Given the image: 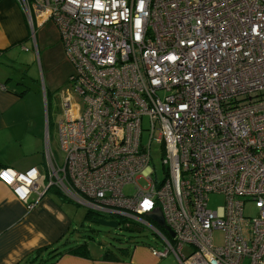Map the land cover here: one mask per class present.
Here are the masks:
<instances>
[{"label":"built area","instance_id":"obj_1","mask_svg":"<svg viewBox=\"0 0 264 264\" xmlns=\"http://www.w3.org/2000/svg\"><path fill=\"white\" fill-rule=\"evenodd\" d=\"M16 1L30 22L56 25L73 71L58 123L64 161L46 143L43 167H0L13 195L30 209L54 188L136 219L161 239L151 253L178 264H264V0ZM211 195L223 204L208 208Z\"/></svg>","mask_w":264,"mask_h":264},{"label":"crops","instance_id":"obj_2","mask_svg":"<svg viewBox=\"0 0 264 264\" xmlns=\"http://www.w3.org/2000/svg\"><path fill=\"white\" fill-rule=\"evenodd\" d=\"M31 20L16 0H0V167L20 172L43 167L45 144L50 147L40 104L42 99L45 103L49 93L47 86L55 83L44 82L40 95V79L33 78L32 73L37 74V66L40 74L43 62L51 69L54 63L63 65L66 59L59 39L45 31L48 21L40 25L32 14ZM52 58L55 60L51 62ZM71 69L68 64L66 76ZM49 193L29 209L0 181V264H34V260L27 259L30 253L55 247L70 232L71 209ZM162 246L141 243L133 246L129 254L116 253L109 259L103 252L91 253L87 248L82 255L65 253L53 264H178L172 255L159 258L151 253V248L160 250ZM40 257L45 258L46 253Z\"/></svg>","mask_w":264,"mask_h":264},{"label":"rangeland","instance_id":"obj_3","mask_svg":"<svg viewBox=\"0 0 264 264\" xmlns=\"http://www.w3.org/2000/svg\"><path fill=\"white\" fill-rule=\"evenodd\" d=\"M45 25V31L50 33L48 35H50L51 38L52 36L57 37L61 43L59 30L56 25L52 21H48V23ZM53 59L55 60V58L50 59L51 62ZM68 64L71 65V70L73 71L72 63L66 56V59L63 63L64 66L61 64L56 65L54 63V66H52L51 69H47L45 62H43V65H40V74L37 66V74L32 73L34 76L33 78L36 80L40 79V95H43L42 86L44 85V82L52 80L53 83H55L52 84L53 87L47 86L49 93L46 95L45 103L42 99L40 110H43L42 112L45 113L46 134L48 136L50 148L52 149L57 161L60 164H62L64 161L65 153L60 147L58 123L62 118L63 111V105L61 102L62 92L70 87L68 81L69 74L67 76L65 74ZM31 66L32 63L30 61L28 67L31 68ZM35 82L37 83V81ZM29 83L33 84V82H30V80ZM42 150V146H40V161H43ZM150 150L152 157L151 164L154 165L157 177L159 180H161L163 177L162 146L156 141H153ZM123 192L127 194L133 193V185H126L123 188ZM49 194L60 200H57L58 202L71 209L73 220L70 232L66 235V237H64V239L55 245V248L57 247L59 250H63L84 241L91 253L104 252V250L107 249L114 252L118 247L132 249L134 245L141 243L153 245L155 247H160L162 245L161 239L158 237V235L153 232L151 228L136 219H124L115 216L114 221L117 222L116 227L103 226L91 220L90 217L87 216V205L82 204L61 192L58 194L51 190ZM223 201L224 199L221 195H211L208 202V208L215 209L217 206L222 205ZM244 214L249 217H254L257 214V210L252 202H247L245 204ZM106 217L108 218V216ZM161 230L165 233L163 229ZM66 240H70V242L66 243ZM213 240L215 245H220L223 241L222 231L215 230L213 232ZM184 251H188L187 246L184 247Z\"/></svg>","mask_w":264,"mask_h":264},{"label":"trees","instance_id":"obj_4","mask_svg":"<svg viewBox=\"0 0 264 264\" xmlns=\"http://www.w3.org/2000/svg\"><path fill=\"white\" fill-rule=\"evenodd\" d=\"M51 190H53L54 192H56V193L59 194V191L58 190H56L54 188H51L50 191ZM87 216L90 217V219L93 220V221H95V222L100 217H103L105 219H112V220L115 219V216H112V217L110 216V217L107 218L104 215L99 214V213H96V212H93L91 210H88L87 211ZM69 242H70V240H66V243H69ZM130 250L131 249H129V248L118 247L113 252V251H110V250L107 249V250H104L103 256L105 258H108L109 259L112 256H115L116 253L118 255H126V254H129L130 253ZM43 252L46 253V257L45 258L40 257L41 253H43ZM69 252H72V253H75V254H81V255L82 254H85L87 252V246H86L85 241L82 242V243L76 244L74 246H70L68 248H65L63 250H59L57 247L56 248L55 247H53V248L42 247V248L36 249L33 253H30L28 255L27 259L28 260H34L35 261L34 264H53L61 255L65 254V253H69Z\"/></svg>","mask_w":264,"mask_h":264},{"label":"water","instance_id":"obj_5","mask_svg":"<svg viewBox=\"0 0 264 264\" xmlns=\"http://www.w3.org/2000/svg\"><path fill=\"white\" fill-rule=\"evenodd\" d=\"M146 216L149 219L155 221L160 227H162L166 232H168V234L170 236H173V233L170 230V228L164 225V220H163V217H162V215H161V213H160L159 210H153V211L147 213ZM96 222L98 224H101L103 226H108V227H116L117 226L116 221H114V220H107V219H105L103 217L98 218L96 220Z\"/></svg>","mask_w":264,"mask_h":264},{"label":"snow or ice","instance_id":"obj_6","mask_svg":"<svg viewBox=\"0 0 264 264\" xmlns=\"http://www.w3.org/2000/svg\"><path fill=\"white\" fill-rule=\"evenodd\" d=\"M146 206H147V202H146Z\"/></svg>","mask_w":264,"mask_h":264}]
</instances>
